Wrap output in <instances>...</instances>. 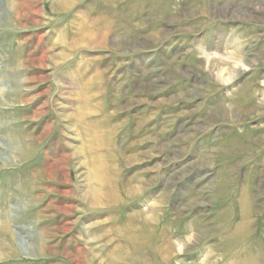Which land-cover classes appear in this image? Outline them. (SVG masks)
I'll use <instances>...</instances> for the list:
<instances>
[{
  "label": "rangeland",
  "instance_id": "obj_1",
  "mask_svg": "<svg viewBox=\"0 0 264 264\" xmlns=\"http://www.w3.org/2000/svg\"><path fill=\"white\" fill-rule=\"evenodd\" d=\"M0 264H264V0H0Z\"/></svg>",
  "mask_w": 264,
  "mask_h": 264
},
{
  "label": "bare ground",
  "instance_id": "obj_2",
  "mask_svg": "<svg viewBox=\"0 0 264 264\" xmlns=\"http://www.w3.org/2000/svg\"><path fill=\"white\" fill-rule=\"evenodd\" d=\"M5 148V147H4ZM6 149V148H5ZM3 154V153H2ZM5 158H7V157H5ZM7 160V159H6ZM26 241V240H25ZM26 247V246H25ZM25 249H29V246H27V248H25ZM30 250V249H29ZM26 251V250H25Z\"/></svg>",
  "mask_w": 264,
  "mask_h": 264
}]
</instances>
